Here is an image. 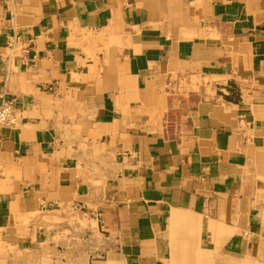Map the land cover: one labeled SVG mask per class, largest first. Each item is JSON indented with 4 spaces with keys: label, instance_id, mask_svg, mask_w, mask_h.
Returning a JSON list of instances; mask_svg holds the SVG:
<instances>
[{
    "label": "crops",
    "instance_id": "crops-1",
    "mask_svg": "<svg viewBox=\"0 0 264 264\" xmlns=\"http://www.w3.org/2000/svg\"><path fill=\"white\" fill-rule=\"evenodd\" d=\"M0 264H264V0H0Z\"/></svg>",
    "mask_w": 264,
    "mask_h": 264
},
{
    "label": "built area",
    "instance_id": "built-area-1",
    "mask_svg": "<svg viewBox=\"0 0 264 264\" xmlns=\"http://www.w3.org/2000/svg\"><path fill=\"white\" fill-rule=\"evenodd\" d=\"M19 124V109L16 100L5 98L0 104V126L15 128Z\"/></svg>",
    "mask_w": 264,
    "mask_h": 264
}]
</instances>
